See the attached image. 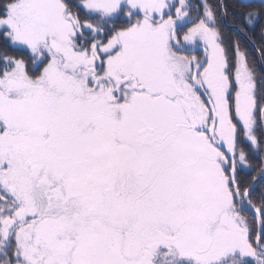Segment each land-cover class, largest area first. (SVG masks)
Listing matches in <instances>:
<instances>
[{
    "label": "snow or ice",
    "instance_id": "obj_1",
    "mask_svg": "<svg viewBox=\"0 0 264 264\" xmlns=\"http://www.w3.org/2000/svg\"><path fill=\"white\" fill-rule=\"evenodd\" d=\"M0 264H264V0H0Z\"/></svg>",
    "mask_w": 264,
    "mask_h": 264
}]
</instances>
